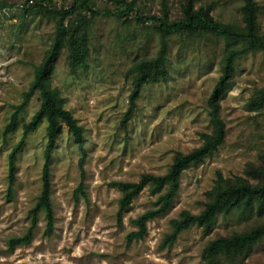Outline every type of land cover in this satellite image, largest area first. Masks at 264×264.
Returning <instances> with one entry per match:
<instances>
[{
  "label": "rangeland",
  "instance_id": "obj_1",
  "mask_svg": "<svg viewBox=\"0 0 264 264\" xmlns=\"http://www.w3.org/2000/svg\"><path fill=\"white\" fill-rule=\"evenodd\" d=\"M126 1L133 9L124 15L113 0H90L99 13L64 19L67 32L47 83L84 139L80 145L63 124L50 162L54 229L45 232L40 211L31 242L10 251L8 240L27 231L42 189L47 119L27 132L11 195L9 153L41 106L38 90L24 99L55 37L58 11L73 0H45L46 8L0 0V264H208L202 251L210 241L264 224L263 203L244 217L218 214L210 231L192 225L171 246H161L172 218L183 210L197 214L210 202L206 193L218 172L234 184H264V47L204 29L165 34L154 17L173 23L188 7L208 10L220 27L242 34L243 0ZM254 2L256 33L264 39V0ZM231 51L237 54L218 98L223 143L182 172L171 207L147 222L144 238L127 242L136 229L131 219L154 208L159 193L145 187L118 223L121 193L110 183L165 174L178 152L202 144V134L213 130L210 97ZM14 117L15 130L5 133ZM83 151L87 198L74 195ZM236 264H264V236Z\"/></svg>",
  "mask_w": 264,
  "mask_h": 264
},
{
  "label": "trees",
  "instance_id": "obj_2",
  "mask_svg": "<svg viewBox=\"0 0 264 264\" xmlns=\"http://www.w3.org/2000/svg\"><path fill=\"white\" fill-rule=\"evenodd\" d=\"M29 2V0H27ZM45 0H34L29 4L38 5L40 8H46ZM120 5L118 13L121 15L127 14L133 9V3L126 0H113ZM89 11L99 13L94 8L90 0H73L69 8L58 11L59 21L55 37L48 49L46 56L41 64L36 68L34 80L30 91L26 93L24 102L28 99L31 92L38 90L41 98V106L34 114L32 120L25 126L21 139L16 143L9 153V170H10V185L9 193H13V181L15 180L16 171V156L22 150L25 144L27 132L36 128L45 118L48 121V143L45 149V161L42 169V189L38 196L37 202L30 210L31 223L27 231L20 236L11 237L8 240V250H13L17 246L26 245L31 242L34 230L39 220V212L44 211L46 218L47 234L51 233L55 225L54 209L51 203V170L50 162L52 152L56 145V139L62 131L63 124L67 126L68 132L81 145L84 139L82 126L79 125L76 119L70 112L59 104L57 98L48 86L47 79L49 77L52 65L56 59L58 51L63 44L64 36L66 35V26L63 24L66 16L75 12ZM243 20L245 22V32L237 33L224 29L218 25L216 21L209 16L208 10H192L188 7L185 10L184 18L168 23L165 20L154 17L159 23L160 30L165 34H170L175 31L194 32L198 29H204L216 34L225 35L232 40H250L251 46L264 47V39L256 33V6L254 0H243L242 6ZM84 51L82 48L76 53V58L81 62V57ZM237 51H231L224 61L223 74L216 84L214 91L210 97V120L213 125L212 133H203V142L200 146L192 149L187 153L178 152L171 164L169 170L165 174L144 173L138 181H112L110 184L116 187L121 197L118 202L117 221L122 223L125 210L128 208L133 198L138 195L145 187H148L151 193H159L156 199V206L149 209L131 219L136 229L130 231L126 238L127 242L142 239L147 233V222L150 219L166 212L174 201V196L179 188V180L182 172L192 165L199 164L206 156L211 155L223 143L225 138V126L219 114L218 98L225 83L230 78L232 65ZM145 78L142 76L140 81ZM16 128L15 117L7 125L5 133L12 132ZM85 152L83 151L78 165L80 168L81 180L74 191L77 196L81 193L87 198V193L84 189L85 178ZM264 177V170L261 171ZM164 190L163 192H161ZM210 202L205 208L197 213H191L188 210L181 211L178 217L170 220L171 229L167 232L161 246H171L178 235L191 227L192 225L200 226L204 231H210L216 221L218 214L227 216L233 213L239 216L248 215L254 206L264 203V184L251 185L246 183L234 184L230 180H226L223 175L218 172L217 179L213 188L206 193ZM264 236V224L257 226L249 232L243 234H235L230 237H218L210 241L202 251V259L208 264H236L238 260L244 258L250 252L252 246Z\"/></svg>",
  "mask_w": 264,
  "mask_h": 264
},
{
  "label": "built area",
  "instance_id": "obj_3",
  "mask_svg": "<svg viewBox=\"0 0 264 264\" xmlns=\"http://www.w3.org/2000/svg\"><path fill=\"white\" fill-rule=\"evenodd\" d=\"M33 0H29V2L31 3Z\"/></svg>",
  "mask_w": 264,
  "mask_h": 264
}]
</instances>
